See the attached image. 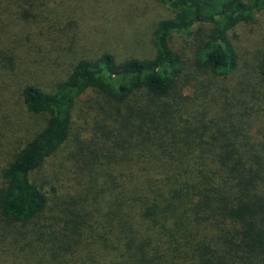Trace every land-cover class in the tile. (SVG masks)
Listing matches in <instances>:
<instances>
[{
    "label": "trees",
    "instance_id": "obj_1",
    "mask_svg": "<svg viewBox=\"0 0 264 264\" xmlns=\"http://www.w3.org/2000/svg\"><path fill=\"white\" fill-rule=\"evenodd\" d=\"M159 1L173 16L151 58L104 53L52 92L19 89L47 121L0 167V264H264V54L231 42L264 0Z\"/></svg>",
    "mask_w": 264,
    "mask_h": 264
},
{
    "label": "rangeland",
    "instance_id": "obj_2",
    "mask_svg": "<svg viewBox=\"0 0 264 264\" xmlns=\"http://www.w3.org/2000/svg\"><path fill=\"white\" fill-rule=\"evenodd\" d=\"M172 16L159 0H0V51L3 59L11 58L0 60L1 70L9 68L0 82V167L47 121L46 115L26 110L19 89L36 85L52 92L77 61L104 53L118 62L151 58L155 27ZM183 37L176 36L171 45L189 60V74L199 77L191 61L195 46ZM231 42L242 60L262 65L264 11L251 23H238ZM88 98L80 99L79 123L90 110L84 103Z\"/></svg>",
    "mask_w": 264,
    "mask_h": 264
}]
</instances>
